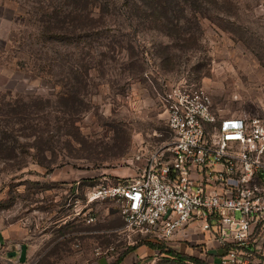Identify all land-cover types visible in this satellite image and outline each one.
Returning a JSON list of instances; mask_svg holds the SVG:
<instances>
[{
    "label": "rangeland",
    "instance_id": "rangeland-1",
    "mask_svg": "<svg viewBox=\"0 0 264 264\" xmlns=\"http://www.w3.org/2000/svg\"><path fill=\"white\" fill-rule=\"evenodd\" d=\"M105 2L83 25L67 0H0V264H113L150 238L86 194L131 181L138 148L168 141L162 79L205 89L222 114L264 118V0H180L164 30ZM55 7L64 28L44 32ZM207 239L168 245L216 264ZM253 245L264 261V235ZM121 264L194 263L142 246Z\"/></svg>",
    "mask_w": 264,
    "mask_h": 264
},
{
    "label": "built area",
    "instance_id": "built-area-1",
    "mask_svg": "<svg viewBox=\"0 0 264 264\" xmlns=\"http://www.w3.org/2000/svg\"><path fill=\"white\" fill-rule=\"evenodd\" d=\"M161 83L168 141L139 147L136 177L95 186L87 201H114L126 232L166 242L208 233L216 264H264L253 245L264 235V118L222 114L205 89Z\"/></svg>",
    "mask_w": 264,
    "mask_h": 264
},
{
    "label": "trees",
    "instance_id": "trees-1",
    "mask_svg": "<svg viewBox=\"0 0 264 264\" xmlns=\"http://www.w3.org/2000/svg\"><path fill=\"white\" fill-rule=\"evenodd\" d=\"M123 6L127 7V9L130 12V9L135 10H142L144 12H150L148 14L149 16H153L155 22L157 23L158 27L161 28V30H164V28H168L169 26L174 23L173 19V13L178 8L179 10L183 11L184 9L180 7V0H122ZM67 4L69 7V12L62 11L58 7H55L48 12V19L45 21L52 26H45V31H51L52 29H62L64 28L62 25L64 22H66L67 15L64 19L61 18V16L64 13H70L75 14V17L73 16V21L75 23L82 21L81 23L86 24V21H93L94 18V10L97 7L96 5H99L100 10L104 12L106 9V6L108 3H98V0H67ZM180 5V6H179ZM132 11V10H131ZM185 11V10H184ZM183 11V12H184ZM101 12V13H102ZM62 22V27H58L59 23ZM43 32V33H44ZM7 130L0 131V152H2L3 149H1V145H4L7 139ZM2 134V137H1ZM150 237V236H148ZM142 246H148L149 248L153 250H159L162 254H168L172 256L173 258H177L183 262H192L194 264H209L207 262L206 258H199L192 255L184 254L176 249L174 247L168 245V242L162 241L153 237L145 238L144 240L138 242L137 244L131 246L128 248V251L124 252L113 264H121L132 252H134L136 249L142 247ZM216 256V255H215Z\"/></svg>",
    "mask_w": 264,
    "mask_h": 264
},
{
    "label": "water",
    "instance_id": "water-1",
    "mask_svg": "<svg viewBox=\"0 0 264 264\" xmlns=\"http://www.w3.org/2000/svg\"><path fill=\"white\" fill-rule=\"evenodd\" d=\"M17 254H18L17 251H13L12 253H10V256H15ZM19 260L21 263H25L27 261V244L22 245V249L19 254Z\"/></svg>",
    "mask_w": 264,
    "mask_h": 264
}]
</instances>
